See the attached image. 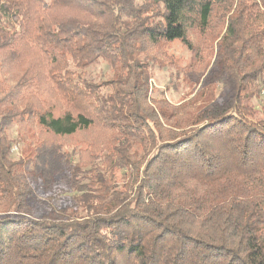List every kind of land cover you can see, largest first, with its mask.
I'll return each mask as SVG.
<instances>
[{
	"label": "trees",
	"instance_id": "1",
	"mask_svg": "<svg viewBox=\"0 0 264 264\" xmlns=\"http://www.w3.org/2000/svg\"><path fill=\"white\" fill-rule=\"evenodd\" d=\"M0 264H264V0H0Z\"/></svg>",
	"mask_w": 264,
	"mask_h": 264
},
{
	"label": "rangeland",
	"instance_id": "2",
	"mask_svg": "<svg viewBox=\"0 0 264 264\" xmlns=\"http://www.w3.org/2000/svg\"><path fill=\"white\" fill-rule=\"evenodd\" d=\"M206 36L201 37L200 35H191V39L194 43L195 48H204L203 41L206 40ZM169 56H172V61L180 62L181 66L186 69L188 65H194L195 54H192L190 51L187 50V48L180 42L174 43L171 48L169 49ZM215 57V55H213ZM210 63L207 65L206 72L203 74V78L200 79L199 83H194L193 85H189L187 83H183V80L179 81L178 79L174 78V84L175 87L172 86V81L170 79V72L166 73L163 71H156L155 72V78L153 80V87L157 88L158 94L159 91H165V97L169 101H173L175 103L183 104L192 99L197 91L204 86L205 84V77H208L210 75V71L213 67L214 58H211L209 61ZM174 70V69H173ZM188 71H190L187 68ZM192 75V74H191ZM194 79V76H192ZM191 78V79H192ZM212 87V86H211ZM65 146H69L68 150H71L73 146H77V138H72L69 140L63 141ZM17 157L21 156V153L16 152ZM54 178H56L57 181H59L60 177L58 175H55ZM54 180V179H53ZM61 183V182H60ZM43 194L42 189L37 188V192L35 194V197L43 202H46L41 195ZM37 203V202H36ZM38 204V203H37Z\"/></svg>",
	"mask_w": 264,
	"mask_h": 264
}]
</instances>
